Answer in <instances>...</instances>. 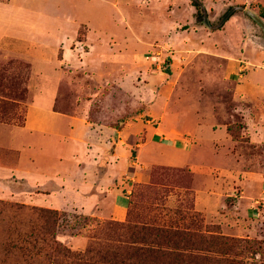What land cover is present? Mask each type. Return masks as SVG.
I'll use <instances>...</instances> for the list:
<instances>
[{
    "label": "rangeland",
    "instance_id": "rangeland-1",
    "mask_svg": "<svg viewBox=\"0 0 264 264\" xmlns=\"http://www.w3.org/2000/svg\"><path fill=\"white\" fill-rule=\"evenodd\" d=\"M10 1L0 3L9 6ZM196 1L199 8L191 0H12L11 12H0V170L5 172L0 175V202L5 204L0 205V264L90 263L99 260L95 251L119 252L126 246L125 224H160L162 220L196 232L208 229L264 241V141L249 144L245 131L238 132L236 126L244 124L241 113L249 115L251 105L231 101L232 83L221 79L225 62L221 56L233 57L230 61L237 60L239 66L235 47L245 35L239 37L236 30L245 20L239 7L247 4L245 0ZM230 7L233 10L219 25ZM246 9L254 14L262 11L254 4ZM204 16L210 28L203 25ZM94 37L112 58L104 68L97 59L89 61V66L80 64L84 54L90 53ZM258 37L264 41L262 32ZM67 50L74 55L65 54L63 61ZM246 68H237L231 79L256 71V80L264 82L261 65ZM50 94L54 111L84 114L105 124L138 117L151 131L157 123L151 112L145 113V106L152 109L160 102L169 114L189 112L192 107V118L183 115L186 123L231 129L238 139L232 140L226 131L230 142L222 152L227 159L215 157L204 163L206 183L225 197V206L221 210L215 206L207 217L193 212V172L188 167L152 165L147 168V184L133 185L126 222L56 208L61 207L60 198L31 185L42 180L40 174L58 167V145L51 142L38 149L41 145L31 147L30 137L23 136L22 143L29 144L23 154L35 156L40 164L35 175L27 161L30 173L24 175L16 171L20 150L7 143L11 131L23 125L27 107L44 106ZM260 107L264 113V102ZM65 125L60 122L57 129L62 131ZM144 129L130 130L132 136L122 144L129 162L135 161L138 148L134 145L143 142ZM150 138L168 144L156 134ZM213 150L222 153L219 148ZM128 172L129 168L123 175ZM239 192L246 197L245 205L230 208ZM30 208L56 211L60 215L57 227L49 232L42 229ZM227 209L234 221L224 226L218 215L225 216ZM53 241L70 254L53 251ZM86 249L94 253L80 260L72 255Z\"/></svg>",
    "mask_w": 264,
    "mask_h": 264
},
{
    "label": "crops",
    "instance_id": "crops-1",
    "mask_svg": "<svg viewBox=\"0 0 264 264\" xmlns=\"http://www.w3.org/2000/svg\"><path fill=\"white\" fill-rule=\"evenodd\" d=\"M11 1L9 6L0 3L1 13L4 10H7L8 13L11 12L12 9L10 7L12 6L11 3H13ZM245 2L247 6L248 4H254L262 11L259 14H254L251 11H247L246 5L245 7H239L243 9L242 12H239L240 17L242 16L245 19L242 20L240 28L236 30L239 37L245 35L235 47L240 60L239 66L236 64L237 60L235 62L230 61L233 57L221 56L225 60L221 79L232 83L231 101L246 102L251 105V108L249 107V115H247L248 112L246 115L241 113L244 122L243 125L241 124V131H245V137L249 144H256L260 143L261 140L264 141V113H262L260 107L264 102V82L256 80V71H253V74L251 73L247 77L239 75V79H231V76L236 74L237 68L238 71H241L249 66L261 65L264 69V49H260L261 45L262 47L264 46V41H260L258 37V33L262 32V30L252 18H248L246 15V13H251L264 23L263 18L260 16L262 12L264 13L263 0H245ZM2 6L7 8L2 9ZM232 10L233 7H230L228 12ZM244 27L245 31L243 30ZM89 36L90 34L87 32L85 41H91ZM93 41L90 53H85L86 56L84 54L80 64H88L89 66V61L97 59L102 68L103 64L106 65L112 62V58L110 54H105L102 47L99 46V39L97 40L94 37ZM65 54L74 55L69 50L64 51L63 61ZM258 60H261L260 64L256 62ZM76 63L79 64L78 61ZM49 99L44 106L34 103L27 107L23 125L11 131V136L7 139V143L11 145L10 147L20 150L18 152L16 171L24 175L27 173L29 175V166L37 175L40 164L35 156H25L23 154L24 148L26 149L29 145L22 143L23 136L30 137L31 147L47 146L51 142L58 145L60 150L56 157L58 167L52 169L53 172L51 173L40 174L42 180L36 179L31 185L40 191L48 192L49 196L55 195L60 198L62 200L61 207L56 208H74L82 215L98 220L126 222L128 220L127 209L130 204L129 199L133 185L147 184V168L152 165H161L173 168L188 167L193 172L194 187L191 189L193 212L207 217L215 212V206H217L216 209L221 210L222 199L225 197H220V194L206 183L207 176L204 173L207 167L204 163L211 161L215 157L221 158V160L227 159L222 151L223 145L230 142V140L226 138L227 134L224 126L214 127L211 124L199 126L197 123H186L183 115L189 114V117L192 118L194 116L192 107L188 108L189 112L174 111V114H169L166 111L165 103L161 105L160 102H157L155 108L151 109L145 106V113L151 112L157 123L156 127L151 128L152 130L149 131V128L141 123L138 117L125 122L116 123L114 121L105 124L99 120L87 119L83 116L84 114L80 116L79 114L54 111L52 109L53 98L51 94ZM60 122L66 123L65 129L62 131L57 129V124ZM143 128H145V133H143L144 140L142 143L134 145L138 148L135 153V161L129 162L128 150H125V146L122 144L127 142L126 138L128 136H132L128 135L130 130L143 131ZM151 134H156L168 140V144L154 142L150 138ZM38 139H40V142H38ZM41 147L38 149L44 148ZM214 148H219L222 153L215 154ZM27 161H29V166H27ZM128 168L129 172L123 175V172ZM4 174L5 172L0 170V175ZM73 197H77L79 201L75 202ZM235 199L234 204L230 208H235L239 205L243 206L246 203V197L243 192H239ZM49 203L53 204L52 202ZM42 206L50 207L53 205ZM230 210L224 211L225 216L222 214L218 215L219 212L217 213L220 216V222H224L222 224L224 226L234 221L233 218H230ZM148 225L159 227L171 225L193 231L186 226L172 225L164 220L160 224ZM221 235L248 238L240 235ZM162 249L161 251L167 254L175 253L165 248ZM176 253L191 254V252L181 250L176 251Z\"/></svg>",
    "mask_w": 264,
    "mask_h": 264
},
{
    "label": "trees",
    "instance_id": "trees-1",
    "mask_svg": "<svg viewBox=\"0 0 264 264\" xmlns=\"http://www.w3.org/2000/svg\"><path fill=\"white\" fill-rule=\"evenodd\" d=\"M191 3L196 8L200 6L196 0H191ZM260 16L264 18V13L262 12ZM236 127L240 132L242 125ZM226 131L232 140L238 139L231 129ZM0 205L5 204L0 202ZM30 210L38 215L42 229L49 232L57 227L60 215L56 211L35 208ZM84 220L95 222L94 219ZM123 230L126 246L121 251L110 253L95 251L99 260L84 264H264L263 240L223 236L208 229L201 233L171 225L159 227L145 223L125 224ZM52 243L53 251L56 253L70 254L66 248H59V244L54 241ZM162 248L175 253H164L161 251ZM178 250L191 254L176 253ZM92 253L94 250L86 249L81 254L72 255L78 256L80 260Z\"/></svg>",
    "mask_w": 264,
    "mask_h": 264
},
{
    "label": "water",
    "instance_id": "water-1",
    "mask_svg": "<svg viewBox=\"0 0 264 264\" xmlns=\"http://www.w3.org/2000/svg\"><path fill=\"white\" fill-rule=\"evenodd\" d=\"M229 13H230V11L229 12H227L225 15H224V17L222 18V20L219 22V25L222 23V21L224 20V19H226V17L229 15ZM248 15L250 16V18H252V20L261 28V30H262V33H263V37H264V23L258 18V17H256V16H254L253 14H251V13H248ZM203 25H205V27L206 28H210V25H209V23H208V21H207V18L204 16L203 17Z\"/></svg>",
    "mask_w": 264,
    "mask_h": 264
}]
</instances>
